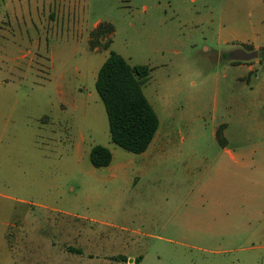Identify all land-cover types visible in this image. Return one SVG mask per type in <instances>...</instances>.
I'll return each mask as SVG.
<instances>
[{"label": "rangeland", "instance_id": "1", "mask_svg": "<svg viewBox=\"0 0 264 264\" xmlns=\"http://www.w3.org/2000/svg\"><path fill=\"white\" fill-rule=\"evenodd\" d=\"M263 30L264 0H0V264H264L241 171L204 186L196 167L264 150V40H245ZM110 49L150 68L142 153L110 140L94 86Z\"/></svg>", "mask_w": 264, "mask_h": 264}, {"label": "trees", "instance_id": "2", "mask_svg": "<svg viewBox=\"0 0 264 264\" xmlns=\"http://www.w3.org/2000/svg\"><path fill=\"white\" fill-rule=\"evenodd\" d=\"M112 29V25L100 28L98 24L92 34H98L96 41L100 42L99 35ZM103 45L107 47L108 41ZM262 55L264 57V53ZM149 71L148 65H130L122 55L110 49L97 70L94 82L106 113L110 140L133 153H141L148 147L159 123L142 91V83ZM88 157L94 167L107 166L111 161V152L105 146L94 145Z\"/></svg>", "mask_w": 264, "mask_h": 264}, {"label": "crops", "instance_id": "3", "mask_svg": "<svg viewBox=\"0 0 264 264\" xmlns=\"http://www.w3.org/2000/svg\"><path fill=\"white\" fill-rule=\"evenodd\" d=\"M245 40L249 44H256L264 40V30L254 33ZM152 147L154 149L153 145ZM202 158L196 162V167L201 171L200 182H202L203 177H206L205 172L213 173L227 171V169L241 171L242 174H237L235 177L238 181L234 187L241 189L242 193L245 192V200L242 203L245 207V237L258 239L257 244H251L250 247L264 251V150L235 151L223 147L217 155L211 158L212 160H206L208 158L206 156ZM208 180L209 182L225 181V178L213 174L208 177ZM202 183L204 186L207 185L206 182ZM224 185L226 186V184ZM230 186L229 184L226 187Z\"/></svg>", "mask_w": 264, "mask_h": 264}, {"label": "water", "instance_id": "4", "mask_svg": "<svg viewBox=\"0 0 264 264\" xmlns=\"http://www.w3.org/2000/svg\"><path fill=\"white\" fill-rule=\"evenodd\" d=\"M256 56V50L247 51L242 48H236L228 52V57L233 61H247Z\"/></svg>", "mask_w": 264, "mask_h": 264}]
</instances>
